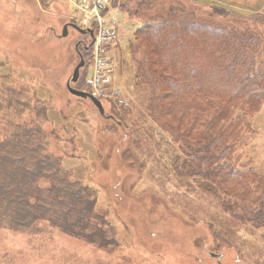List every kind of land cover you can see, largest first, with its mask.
Segmentation results:
<instances>
[{"label": "rangeland", "instance_id": "rangeland-1", "mask_svg": "<svg viewBox=\"0 0 264 264\" xmlns=\"http://www.w3.org/2000/svg\"><path fill=\"white\" fill-rule=\"evenodd\" d=\"M96 1L50 0L44 7L38 0H0V107H7L3 100L10 89L35 92L52 108L43 125L51 131L49 149L97 190L98 206L116 227L117 245L105 251L47 225L33 234L0 228V264H219L212 256L217 253L224 264H264V229L237 221L199 187V179L178 176L173 162L184 156L181 140L150 114V95L136 85L137 63L129 47L135 29L171 5L192 7L215 21H222L214 10L222 5L145 0L144 9L129 15L102 0L98 18ZM75 24L97 28L93 47ZM81 58L85 64L71 85L96 95L104 115L91 99L68 90ZM114 92L133 110L132 119L114 111ZM251 123L255 132L245 137L238 156L264 173V106Z\"/></svg>", "mask_w": 264, "mask_h": 264}, {"label": "trees", "instance_id": "trees-1", "mask_svg": "<svg viewBox=\"0 0 264 264\" xmlns=\"http://www.w3.org/2000/svg\"><path fill=\"white\" fill-rule=\"evenodd\" d=\"M49 1L38 0L44 7ZM109 2L129 15L148 3ZM181 5L133 32L136 85L149 92L157 126L181 140L184 156L173 162L178 176L199 179L237 221L264 229V173L238 156L264 106V11L242 17L214 6L222 17L215 21ZM9 91L7 107H0V228L33 234L47 225L99 249L115 248L117 230L98 206L97 190L49 149L51 131L43 125L52 108L35 92ZM113 95L114 111L132 119L120 92Z\"/></svg>", "mask_w": 264, "mask_h": 264}, {"label": "water", "instance_id": "water-1", "mask_svg": "<svg viewBox=\"0 0 264 264\" xmlns=\"http://www.w3.org/2000/svg\"><path fill=\"white\" fill-rule=\"evenodd\" d=\"M73 26L81 32H86V31L90 30V28L85 29V28H82L76 24ZM67 34H68V25H66L64 27V32H63L64 36H66ZM95 42H96V39L94 38L92 41V45H94ZM84 64H85V60L83 58H81V61L79 62V64L76 66V68L74 70V73H73L71 80L68 82V90L71 94H73L77 97H81V98H85V99H87V98L91 99L92 102L95 104V106L99 109L100 113L104 115L105 114L104 105H103L102 101L96 95H94L90 92H87V91H83V90L74 88L71 85V82H76L79 79L80 69H81V67L84 66Z\"/></svg>", "mask_w": 264, "mask_h": 264}, {"label": "crops", "instance_id": "crops-1", "mask_svg": "<svg viewBox=\"0 0 264 264\" xmlns=\"http://www.w3.org/2000/svg\"><path fill=\"white\" fill-rule=\"evenodd\" d=\"M206 2V0H200ZM236 14L252 13L256 14L264 11V0H217ZM218 3V4H219Z\"/></svg>", "mask_w": 264, "mask_h": 264}, {"label": "flooded vegetation", "instance_id": "flooded-vegetation-1", "mask_svg": "<svg viewBox=\"0 0 264 264\" xmlns=\"http://www.w3.org/2000/svg\"><path fill=\"white\" fill-rule=\"evenodd\" d=\"M87 28H90V30L89 31H86V32H81V31H79V33L82 35V36H84V37H89L88 39L90 40L91 39V41H90V43H91V45H92V41H93V39L95 38H97V35H98V31H97V28L94 26V25H91L90 27H87ZM85 45V47H86V44H84ZM94 45H92V46H88V48H90V47H93ZM87 48V49H88ZM212 256L213 257H215L217 260H218V262H219V264H224L222 261H221V258L223 257V254L222 253H217L216 255H213L212 254Z\"/></svg>", "mask_w": 264, "mask_h": 264}, {"label": "built area", "instance_id": "built-area-1", "mask_svg": "<svg viewBox=\"0 0 264 264\" xmlns=\"http://www.w3.org/2000/svg\"><path fill=\"white\" fill-rule=\"evenodd\" d=\"M103 1H105V0H103ZM103 7V4H102V0H97L96 2H95V8H94V10H96L97 11V13L95 12V15H97L98 16V18H99V11L101 10V8ZM103 29V28H102ZM100 37L102 38V37H105L106 38V31L105 30H101V32H100Z\"/></svg>", "mask_w": 264, "mask_h": 264}]
</instances>
